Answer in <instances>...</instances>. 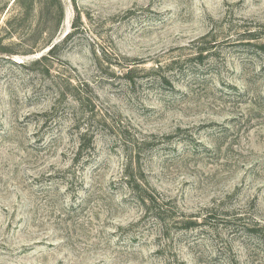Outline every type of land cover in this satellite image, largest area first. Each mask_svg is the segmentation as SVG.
<instances>
[{
	"label": "rangeland",
	"instance_id": "obj_1",
	"mask_svg": "<svg viewBox=\"0 0 264 264\" xmlns=\"http://www.w3.org/2000/svg\"><path fill=\"white\" fill-rule=\"evenodd\" d=\"M61 1L0 0V264H264V0Z\"/></svg>",
	"mask_w": 264,
	"mask_h": 264
},
{
	"label": "trees",
	"instance_id": "obj_2",
	"mask_svg": "<svg viewBox=\"0 0 264 264\" xmlns=\"http://www.w3.org/2000/svg\"><path fill=\"white\" fill-rule=\"evenodd\" d=\"M45 0H15V8L17 9L18 13H26L29 12L35 7L38 3H44ZM57 10L60 13L61 18H64V7L63 3L60 0V3H58ZM247 40L249 41L248 45L251 47H258L260 51L264 52V43H258L259 40H261V37H256L255 34H250L248 36ZM52 39L49 42H46L45 39V46L49 45L52 43ZM256 41V42H255ZM44 46V47H45ZM59 47V44H55L54 47L51 49V52H53L56 48ZM134 189H140L138 184H135ZM140 192V191H139ZM141 194L138 195L139 199H141L146 212L148 214H151L154 216L157 220L159 221H164L163 213H166L165 206L163 202L160 201V198H153L151 196H147L144 194V192H140ZM143 193V194H142ZM196 223H189L188 226H186L185 229H193L196 227Z\"/></svg>",
	"mask_w": 264,
	"mask_h": 264
}]
</instances>
